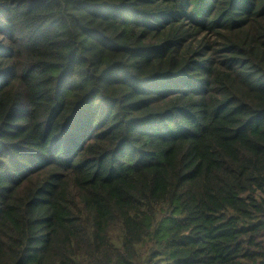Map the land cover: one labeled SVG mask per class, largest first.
Listing matches in <instances>:
<instances>
[{
	"label": "trees",
	"instance_id": "16d2710c",
	"mask_svg": "<svg viewBox=\"0 0 264 264\" xmlns=\"http://www.w3.org/2000/svg\"><path fill=\"white\" fill-rule=\"evenodd\" d=\"M0 264H264V0H0Z\"/></svg>",
	"mask_w": 264,
	"mask_h": 264
}]
</instances>
